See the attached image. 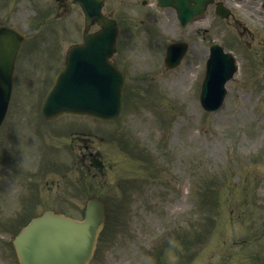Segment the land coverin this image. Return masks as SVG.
<instances>
[{
  "label": "rangeland",
  "instance_id": "obj_1",
  "mask_svg": "<svg viewBox=\"0 0 264 264\" xmlns=\"http://www.w3.org/2000/svg\"><path fill=\"white\" fill-rule=\"evenodd\" d=\"M12 1V6L3 3L1 15L12 17L14 20L19 19L22 25L28 22L31 24L38 17H42L41 28H56L59 31L60 28H68V24H70V27L72 24L77 26L75 32L80 33L81 26L80 22L77 24L76 15L74 13L64 15L61 12L63 10L57 8L55 0ZM107 1L106 12L114 15L112 17L116 18L120 24L118 44L120 50L126 54L129 78L132 79L137 74L136 65L133 71L131 69L130 52L132 50L135 54V62L140 67L138 76L149 77L148 75L155 68V63L152 67H149L151 63L148 61L145 63L140 62L146 50L145 39L147 34L143 31V28L135 27V25H138L139 19L135 13L133 1L131 0L130 4L128 0ZM46 11L50 13L43 17L42 14ZM159 17L164 21L157 25L161 29L158 43L154 46L162 51L166 42L184 38L186 30L180 31L178 29L173 12L167 11ZM211 18L209 16L206 21L190 26L192 32H195V36L192 34L194 39L189 38L194 48L190 55L187 54L185 67L183 66L178 71L167 73L164 76V91L174 98V102L167 108L165 107L166 111L170 115L179 114L176 117L179 120L184 116V122L183 119L181 121L184 126L183 130L179 134L169 137L165 143L171 149L168 158L169 164L166 165L165 171H159L157 176L156 174L154 176L151 174V167L157 168L158 164L154 161H152L153 163L146 162L143 158L140 162H133L132 158L128 160L132 161L136 167V171L132 170L131 166L127 164L125 166L122 160L123 155H119L115 160L116 155L113 150L117 147V144L114 148L107 150L111 160L109 162H115L116 165L114 173L107 172L106 174L108 187L105 196L110 201L115 200L116 203L118 200L120 201L118 203L120 208L111 209L110 218L114 219L116 209L124 222L118 227L114 222L113 228L109 227L108 230L111 232H106L100 244L102 252L100 250L91 264L148 263L154 259V256H146L147 246L151 249L153 255H156V249L163 244L166 237H169L172 228L186 231L194 225V229L191 230L194 231L193 242L197 248L202 241L201 238L204 237V234H207V224L204 223V217L207 216L213 218L212 225L209 227L212 237L208 246H205L203 250L202 248L198 249L197 258L194 255L190 262L186 261L184 264H264V99H262L261 104H258L251 111L252 102L256 97L264 96V51L262 53L257 44L256 48L260 51L259 55L262 54V57H252L254 64L250 65L249 59L245 60L246 55L236 42L237 38H241L243 41L247 40V34L243 32L244 29H248L254 36L256 32L261 35V37L256 36L255 43L257 41L260 43L258 38H261L262 47L264 48V28H260V24L256 23V18H254L248 23L245 22V24L256 25L258 28H221L222 23L215 20L216 22H213V25L208 28L209 31H203L206 22ZM128 38L129 42L126 45L124 41ZM208 38H215L227 49L235 52L240 63L238 74L228 84L230 96L225 107L217 114L210 115V120L207 115L199 116L201 113L196 103L191 102L190 105L188 103L191 100L189 94L193 91L194 79L196 88L197 80L203 76V61L206 55L204 46H207ZM253 51H255V47ZM195 65L200 68H194ZM246 67L249 69H245ZM21 83L20 81L18 86ZM149 83L152 82H145L144 84H147V87L144 84L142 86L149 88ZM31 87L32 80H25L23 83V104H29L32 99ZM148 93L154 94L155 92L150 91ZM143 96H146V94L143 93ZM178 98L184 101L181 102L183 104L182 108L177 103ZM156 100L159 101V98L156 97ZM160 101L164 102L163 97L160 98ZM161 102H159L160 107H162ZM144 104V100L137 99L134 110L128 107L123 112L119 119L120 123L117 125L120 129L125 128L123 131L120 130V135L133 134L143 143L149 145L152 139L155 138V134L158 135L160 128L152 122L155 114H148L149 117H147V114L141 116L145 113L142 108ZM242 105L244 109H242ZM157 109L158 107L148 108V112L158 113L155 111ZM203 118L205 120H202ZM125 123L127 127L123 126ZM234 133L237 137L227 141ZM121 138L126 140V137L121 136ZM158 138L154 141L157 145H159ZM170 138H174L173 143H171ZM2 141L0 142V171H3V167L1 168V162H3ZM157 145H151V149L146 146V150L152 155H157L160 150ZM141 164L143 172L139 173L138 167L141 168ZM159 169H162V167L160 166ZM135 173V178L131 184V192L139 183L144 193L138 195L133 191L134 194L129 197L130 203L125 205L124 202L126 201H122L121 198L125 194L123 192L126 188L121 189V185L125 178H131ZM225 174L227 175L224 178ZM150 175L156 179L162 178L161 183L156 188L153 184H150L153 180ZM2 178L3 173L0 174V186L3 188ZM52 178L60 181L55 184L61 183L60 190L62 191L59 192L58 197L63 199L67 196L65 185L75 180L68 175L64 179L59 176ZM66 178L69 179L65 180ZM119 182L120 186H117ZM36 188L39 190L41 197L37 208H16L17 205L15 208H10L7 203L3 202V195L0 194V231H2L0 243H3V247L5 242L8 243L20 227L17 224L18 222H21L25 217L37 216L44 210L42 208L54 206L48 203L53 196V193L47 192L48 187L43 186L39 181ZM210 190L215 191L216 194L211 200L213 202L204 206L208 203L203 204L204 194ZM70 198L71 196H69ZM33 202L31 201L29 204L31 205ZM43 202L44 204H42ZM58 205L57 202L56 207ZM56 210L68 212L75 218H80L81 214L80 209ZM115 237L122 242L123 252L126 253L119 254L117 249L118 239L117 244L114 243ZM125 237L129 239L130 244L135 238L132 247L129 245L128 249L127 246V250H125ZM229 239L230 243L227 247ZM239 241L242 246L232 247V242L238 243ZM230 246L233 251H230ZM228 250L229 255L227 256L225 252ZM167 254H169L168 251L162 256L164 262L161 264H175L168 261ZM10 261L8 255L6 263ZM3 263L4 261L0 264Z\"/></svg>",
  "mask_w": 264,
  "mask_h": 264
},
{
  "label": "water",
  "instance_id": "obj_2",
  "mask_svg": "<svg viewBox=\"0 0 264 264\" xmlns=\"http://www.w3.org/2000/svg\"><path fill=\"white\" fill-rule=\"evenodd\" d=\"M113 26V23H109L103 26L100 33L84 37L87 48H85L83 57H94V61L97 57V66L93 72L95 77L75 81L67 104L61 105L65 111H77L81 114L92 113L102 117H115L119 112L122 77L115 71L111 72L109 66L105 69L107 58L114 48L115 28ZM63 78H61V83ZM64 101L66 100L59 98L58 103ZM50 104H52L51 101H47V105ZM50 107L51 112L58 109V107ZM101 218L102 209L100 207L94 212H87V221L84 224L62 216L47 214L14 240L20 262L22 264H82L83 259L86 260L88 257L95 221L98 224Z\"/></svg>",
  "mask_w": 264,
  "mask_h": 264
}]
</instances>
